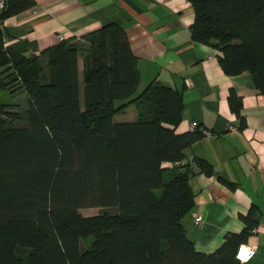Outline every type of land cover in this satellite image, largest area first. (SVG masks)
I'll return each mask as SVG.
<instances>
[{"label": "trees", "instance_id": "trees-1", "mask_svg": "<svg viewBox=\"0 0 264 264\" xmlns=\"http://www.w3.org/2000/svg\"><path fill=\"white\" fill-rule=\"evenodd\" d=\"M188 1L191 39L220 51L226 75L247 72L264 97V0ZM34 5L5 0L0 10V91L24 93L27 102V123L17 126L18 105L0 101V264H240L236 252L257 224L255 208L211 253L198 251L183 225L195 204V169L180 163L204 135L199 125L176 131L182 91L153 80L136 93L137 57L113 22L39 56L6 48L4 20ZM227 99L243 124L241 97L231 89ZM130 106L136 119L116 122ZM194 164L214 172L204 159ZM90 207L105 211L80 214Z\"/></svg>", "mask_w": 264, "mask_h": 264}, {"label": "crops", "instance_id": "crops-1", "mask_svg": "<svg viewBox=\"0 0 264 264\" xmlns=\"http://www.w3.org/2000/svg\"><path fill=\"white\" fill-rule=\"evenodd\" d=\"M30 9L6 18L2 24L6 48L25 56L36 55L63 40L85 42L82 36L109 23L121 25L137 57L140 83L136 93L151 81L182 91L179 133L190 131L196 121L209 134L185 150L180 164L195 169L190 177L194 207L183 225L195 248L215 251L227 233H238L241 216L255 208L256 232L241 245L252 249L240 264H264V97L247 72L226 75L220 67V51L191 39L194 12L188 0H34ZM62 40V41H63ZM82 86L83 58L78 59ZM234 90L242 99L243 124L228 104ZM22 95L25 94L22 93ZM133 106L116 115L127 117ZM136 113V111H135ZM196 158L208 161L212 175L200 173ZM168 162L165 168H173ZM231 183L232 186L226 184ZM201 216L199 226L194 218ZM253 227V228H254Z\"/></svg>", "mask_w": 264, "mask_h": 264}, {"label": "rangeland", "instance_id": "rangeland-1", "mask_svg": "<svg viewBox=\"0 0 264 264\" xmlns=\"http://www.w3.org/2000/svg\"><path fill=\"white\" fill-rule=\"evenodd\" d=\"M0 101L2 103H9V104L18 105V108H16V110L21 112L23 114V116L19 120L15 121L14 125H17V126H25L26 125L27 122H26V119L24 117V108L27 106V102L25 101V97H24V95H22L21 92H19V93L17 92V95H12L7 90H1L0 91ZM82 106H83V103H82ZM135 111H136L135 107L131 108L127 117L136 116L137 112L135 113ZM103 211H105V210L100 209V208H94V207L82 208L79 210L80 214L85 216V217L96 216V215L101 214ZM92 239H93L92 237H89L86 240H82L80 243L81 249L87 248L90 245Z\"/></svg>", "mask_w": 264, "mask_h": 264}, {"label": "built area", "instance_id": "built-area-1", "mask_svg": "<svg viewBox=\"0 0 264 264\" xmlns=\"http://www.w3.org/2000/svg\"><path fill=\"white\" fill-rule=\"evenodd\" d=\"M5 5V0H0V10L4 7ZM58 40L59 41H62L63 40V37L61 35L58 36ZM198 123L196 121H193L190 123V129L191 130H194L198 127ZM201 130V133L203 135H207L209 134V132L205 129H200ZM202 222V218L201 216H197L194 218V223L199 226ZM251 232L252 233H255L256 232V227L252 228L251 229ZM242 249H246L247 252L246 253H242ZM252 252V249L250 247H248L247 245H239L238 249H237V252H236V258L238 259V255H241V256H247L249 257L250 253ZM239 262L242 261L241 259H238Z\"/></svg>", "mask_w": 264, "mask_h": 264}, {"label": "clouds", "instance_id": "clouds-1", "mask_svg": "<svg viewBox=\"0 0 264 264\" xmlns=\"http://www.w3.org/2000/svg\"><path fill=\"white\" fill-rule=\"evenodd\" d=\"M238 259H241L242 261H246L248 259V257L247 256L238 255Z\"/></svg>", "mask_w": 264, "mask_h": 264}, {"label": "snow or ice", "instance_id": "snow-or-ice-1", "mask_svg": "<svg viewBox=\"0 0 264 264\" xmlns=\"http://www.w3.org/2000/svg\"><path fill=\"white\" fill-rule=\"evenodd\" d=\"M247 252V250L246 249H242V253H246Z\"/></svg>", "mask_w": 264, "mask_h": 264}]
</instances>
